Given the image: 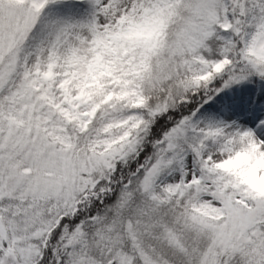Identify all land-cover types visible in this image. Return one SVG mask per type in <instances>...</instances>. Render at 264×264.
Masks as SVG:
<instances>
[{
    "label": "snow or ice",
    "instance_id": "obj_1",
    "mask_svg": "<svg viewBox=\"0 0 264 264\" xmlns=\"http://www.w3.org/2000/svg\"><path fill=\"white\" fill-rule=\"evenodd\" d=\"M0 264H264V0H0Z\"/></svg>",
    "mask_w": 264,
    "mask_h": 264
}]
</instances>
